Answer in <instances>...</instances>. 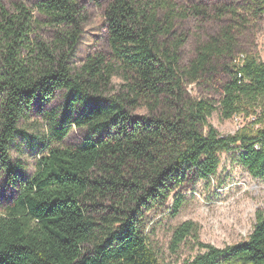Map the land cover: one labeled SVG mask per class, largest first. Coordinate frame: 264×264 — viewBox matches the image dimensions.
<instances>
[{
	"label": "trees",
	"instance_id": "trees-1",
	"mask_svg": "<svg viewBox=\"0 0 264 264\" xmlns=\"http://www.w3.org/2000/svg\"><path fill=\"white\" fill-rule=\"evenodd\" d=\"M224 1L110 0L109 54L88 55L75 67L87 22L80 0H41L39 18L22 3L10 11L0 0V175L15 183L11 146L35 108L59 145L48 148L0 213V264H167L147 243V212L194 176H215L220 154L234 149L264 182V126L221 136L209 123L216 111L231 119L264 109V63L239 44L264 18V0ZM190 19L218 30L183 67L188 36L181 25ZM210 80H219L218 103L189 96L188 85ZM59 98V111H46ZM72 128L96 137L61 146ZM256 218L247 241L224 249L199 243L204 252L184 264H264V213ZM196 232L191 222L180 225L173 247Z\"/></svg>",
	"mask_w": 264,
	"mask_h": 264
},
{
	"label": "rangeland",
	"instance_id": "rangeland-1",
	"mask_svg": "<svg viewBox=\"0 0 264 264\" xmlns=\"http://www.w3.org/2000/svg\"><path fill=\"white\" fill-rule=\"evenodd\" d=\"M41 0H3L6 9L12 11L16 4L22 3L34 11ZM110 0H80V6L87 17L83 35L77 54L72 63L81 66L88 55L103 53L108 55L109 48L106 36L105 10ZM189 3L192 0H178ZM198 1V0H196ZM218 1V0H207ZM225 3L224 0H221ZM232 3V0L226 1ZM182 31L188 36V41L182 49V66L187 67L196 56L199 42L215 33L218 28L214 23L202 25L195 19H190L181 25ZM50 29L45 28L42 34L50 37ZM239 44L243 54H252L264 63V18L250 27L240 38ZM221 80L224 69H218ZM219 80L200 81L188 85L189 96L197 100H207L218 103L222 97ZM119 88L121 80H114ZM63 101L57 99L46 111L62 107ZM145 113L144 109L136 115ZM51 122L40 113L39 108L32 110L20 126L19 133L11 146V158L17 167L14 174L15 183L6 174L0 175V213L12 203L19 193L22 180L33 177L39 160L47 153L48 148L59 146L52 140L53 128ZM209 123L221 136L235 135L240 131H256L264 126V109H257L255 115L234 116L223 119L220 111H216ZM207 128H204V132ZM88 137H96L85 130L72 128L61 146H74L82 143ZM239 149L220 154V167L215 176L208 179L194 176L178 193L162 207L147 212L143 217L145 235L149 247L162 263L184 264L198 254L204 252L199 243L224 249L248 240L257 221V213H264V182L256 179L238 162ZM177 198H182V206L174 215V205ZM191 222L196 228L195 236L188 237L178 248L173 247L175 230L182 224ZM86 252H91L92 245L85 246Z\"/></svg>",
	"mask_w": 264,
	"mask_h": 264
},
{
	"label": "built area",
	"instance_id": "built-area-1",
	"mask_svg": "<svg viewBox=\"0 0 264 264\" xmlns=\"http://www.w3.org/2000/svg\"><path fill=\"white\" fill-rule=\"evenodd\" d=\"M242 59H243V56L241 55V56L239 57L238 61H240V60H242Z\"/></svg>",
	"mask_w": 264,
	"mask_h": 264
}]
</instances>
